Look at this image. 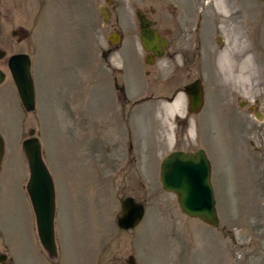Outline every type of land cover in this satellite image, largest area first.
I'll return each mask as SVG.
<instances>
[{
  "label": "rangeland",
  "instance_id": "374dc122",
  "mask_svg": "<svg viewBox=\"0 0 264 264\" xmlns=\"http://www.w3.org/2000/svg\"><path fill=\"white\" fill-rule=\"evenodd\" d=\"M6 1L0 0V15ZM191 1L184 0L185 9H191ZM243 1L238 6L247 16L252 13L256 42L251 36L248 41L254 44L250 64L256 69L247 80L223 82L220 90L208 81L206 107L199 116L200 136L212 163L218 230L185 216L177 196L160 181L163 159L185 151L178 119L184 110L182 96L181 110L170 111L176 102L133 106L150 85L156 96L174 88L164 59L154 68L143 64L142 44L133 29L137 10L157 19L150 8L166 6H150V0H114L117 6H108L107 0L9 1L11 15L0 19V31L11 39L20 26L29 37L0 60L7 75L0 84L5 143L0 252L10 264H127L130 256L136 264H264V239L251 241L249 235L263 226L264 206L252 202L247 152L253 157L264 153V0ZM114 32L122 39L111 70L103 51ZM219 35H211L206 46L220 48ZM20 54L32 61L34 112L25 110L8 68L9 58ZM146 70L152 71L148 78ZM117 83L125 84L130 102L124 113ZM30 130L40 139L55 184L59 255L54 260L40 242L27 192L30 171L23 142ZM127 197L146 208L143 221L131 231L117 222Z\"/></svg>",
  "mask_w": 264,
  "mask_h": 264
},
{
  "label": "flooded vegetation",
  "instance_id": "af4514ba",
  "mask_svg": "<svg viewBox=\"0 0 264 264\" xmlns=\"http://www.w3.org/2000/svg\"><path fill=\"white\" fill-rule=\"evenodd\" d=\"M9 1L10 0L4 2L5 9L1 10L0 19H9H6L7 16H4L5 14L11 15ZM150 1V6H166L163 9L150 8V14L152 16L158 15L159 18L157 19L152 18L145 12L143 13L146 18L151 21L152 25L150 29L155 30L158 37L165 39L167 45L164 49L163 58H158L154 52L147 53L142 47L144 52L142 61L145 66L154 68L164 59L166 75L169 76V83L174 88L172 89V92H169L170 95L169 93H158L160 95L156 96L154 94L155 92H152L153 87H151L148 82L150 88L146 89L143 93H140V96L138 97L139 99L133 102V106L154 103L157 101L163 102V104L164 102L173 104L180 96H182L184 110L183 113L178 116L183 128L180 142L186 152L196 153L199 150H205L207 153L199 131V116L200 113L205 110L207 101L208 87L206 83L212 81L214 86L218 87L217 89L220 90L219 86H221V84L223 85V82L229 85V83L236 84V80H239H230L224 76L219 67V52L225 48V43L228 38H232L239 32L244 33L245 41L253 50L254 44L252 46L248 41L251 37L254 40L256 39L252 31V13L247 16L241 6H238L246 3L243 0H224V6L226 9L223 12H221L216 6H211L216 3L212 0H192L191 9L184 8V0ZM107 5L117 6V4L114 3V0H107ZM20 8L17 11H19ZM162 27H164V29H162ZM133 29L134 37H137L140 40L142 30L141 23L138 19L137 24L133 26ZM24 32L25 31L19 26L11 32L12 36L11 39H9L0 31V52L5 56L9 52L14 54L15 51L12 52V49L15 48V43L21 45L24 42H28L29 37H27ZM211 33L221 34L216 37L220 48L212 49L206 46L211 35H213ZM120 48L121 45H114L108 40L107 48L103 51L104 61L111 70H114L113 60L116 52ZM148 61L153 62V65H149ZM145 72L147 78L152 73L151 70H146ZM155 81L158 83L161 82L158 79ZM197 82L200 83L199 88L204 94V105L198 113H193L190 111V99L187 89ZM116 87L119 104L124 113V109L127 107L126 105L130 103L127 97L128 95H126L125 92L126 86L125 84L120 86L119 83H117ZM129 109H132V107H129ZM177 141L178 139L175 137V143H177ZM247 143L249 146L251 145L249 141H247ZM247 152L249 153L248 165L251 169L249 170V185L251 187L252 202L259 200L261 203L263 202L262 205L264 206V153L261 154V157H253V153L250 152L249 149H247ZM253 187L256 188L257 194L256 191L253 192ZM262 224V227H254L253 231L249 234L252 236L250 239L251 241L254 239H264V237L261 236V232L264 231V221ZM213 229L218 230V228ZM217 239L218 238L213 239L214 242ZM8 264H10L9 261Z\"/></svg>",
  "mask_w": 264,
  "mask_h": 264
},
{
  "label": "water",
  "instance_id": "95a60500",
  "mask_svg": "<svg viewBox=\"0 0 264 264\" xmlns=\"http://www.w3.org/2000/svg\"><path fill=\"white\" fill-rule=\"evenodd\" d=\"M141 22V42L148 53L154 52L157 57L164 56L167 42L150 29L151 21L137 12ZM110 40L119 44L120 38L112 35ZM0 53V58L2 57ZM152 64V62H148ZM9 71L15 82L21 102L27 112L36 109L35 85L31 74V59L28 55L12 56L8 62ZM6 74L0 69V84ZM199 82L187 89L192 112H199L204 103L203 91ZM30 138L23 142V150L28 160L30 178L27 191L36 216L39 239L44 249L52 256L58 255L55 237L56 192L42 154V146L36 131H30ZM5 154V143L0 132V171ZM212 166L204 150L196 154L176 151L171 153L161 166V183L167 192L177 195L181 211L188 217L200 219L206 224L219 227L220 220L216 207L214 188L211 181ZM145 208L133 198L122 202L121 216L118 223L121 229H135L143 220ZM7 256L0 253V263L6 264ZM128 264H136L131 256Z\"/></svg>",
  "mask_w": 264,
  "mask_h": 264
},
{
  "label": "bare ground",
  "instance_id": "6f19581e",
  "mask_svg": "<svg viewBox=\"0 0 264 264\" xmlns=\"http://www.w3.org/2000/svg\"><path fill=\"white\" fill-rule=\"evenodd\" d=\"M217 3V8L221 12L225 11L224 0H212ZM253 59L252 47L250 48L245 41L244 33H238L232 38H228L225 48L219 52V67L227 78L236 80L244 78L247 80L250 76V70L255 71L254 64H250ZM253 73V71H252ZM182 100L176 101L169 109L181 110Z\"/></svg>",
  "mask_w": 264,
  "mask_h": 264
}]
</instances>
